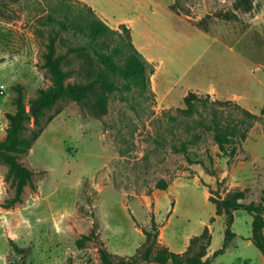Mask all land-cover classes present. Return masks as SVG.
Returning a JSON list of instances; mask_svg holds the SVG:
<instances>
[{"label": "rangeland", "instance_id": "1", "mask_svg": "<svg viewBox=\"0 0 264 264\" xmlns=\"http://www.w3.org/2000/svg\"><path fill=\"white\" fill-rule=\"evenodd\" d=\"M83 4L112 28H130L158 94L153 75L148 91L102 64L98 54L124 65L128 51L117 37L90 34ZM52 41L72 72L66 82L93 87L83 104L65 96L35 113L33 100L54 82ZM213 88L218 97L206 93ZM190 92L261 113L264 0H0V142L20 97L30 116L20 137L42 130L29 149L11 152L33 172L27 184L0 159V264H103L100 242L116 259L140 258L153 240L145 230L155 227L157 248L205 258L222 248L223 198L247 190L241 202L264 204V117L229 164L234 145L223 152L194 122L199 112L189 123L170 120L182 118ZM255 218L264 238V211H237L232 229L252 241ZM92 231L99 242L83 241ZM243 237L211 264H264V252Z\"/></svg>", "mask_w": 264, "mask_h": 264}, {"label": "trees", "instance_id": "2", "mask_svg": "<svg viewBox=\"0 0 264 264\" xmlns=\"http://www.w3.org/2000/svg\"><path fill=\"white\" fill-rule=\"evenodd\" d=\"M82 11L85 12L87 20V29L94 38L101 37H117L122 40L128 51V56L125 58L124 65L119 64L114 58L107 53H100L98 57L103 65L122 75L124 78L130 81L139 82L143 84L145 90H150V78L154 73V69L150 68L146 60L142 58L141 52L136 48L132 41V35L130 28L126 24H121L119 29L112 28L106 21H104L95 10L83 4ZM62 29L68 30V20H62L60 22ZM86 49L85 47H83ZM98 53V52H97ZM47 65L52 70L54 82L48 89L43 90L41 94L33 100L32 107L38 113L41 109L49 107L54 104L62 97H71L77 103L83 104V99L87 92L93 87L90 85H81L78 83H67L66 79L72 75L71 71H65L61 66V57H55V45L54 41L49 46V53L47 55ZM111 87V86H110ZM113 87V86H112ZM152 93V92H151ZM153 95V94H152ZM186 108H179V115H170L172 122H179L181 124L189 123L194 118L195 113H200L201 118L194 120L198 126L206 127L213 133L215 142L220 146L221 150L228 153L227 146L234 145L231 152L228 153L231 164V160L236 156L238 146L247 139L250 130L254 125L264 117V108L261 113H254L251 110L243 107L233 100L227 99H214L203 98L198 93L190 92L185 97ZM200 108L197 111L196 108ZM29 113L23 103L22 98L18 99V111L15 114H10L11 126L9 129L8 136L5 140L0 142V159L7 162L13 171L17 174L20 179V186L27 184L32 176L33 172L18 162L15 155L11 152L25 151L29 149L33 142L39 138L42 130L33 133L31 139H24L20 137V133L24 129L25 122L29 118ZM184 119V120H182ZM183 147H186L184 143ZM247 190H236L228 194L227 197L223 198L221 206L222 211L227 216L226 224V238L223 247L215 251L212 257L205 258L206 253L192 252L189 249L187 252L181 254L169 250L166 247L158 246V229L155 227V232L145 230V234L148 237H153L151 242H147L144 246L143 254L140 258H120L116 259L115 255L112 254L102 242L99 245V252L103 264H143L144 262H152L159 264H211V259L223 254L230 242L236 237V232L232 229L235 221V211L245 210L249 213H257L264 211V204L250 202L245 203L241 200L246 199ZM264 201V200H263ZM220 205H217V212L222 213ZM258 218H255L253 223L254 236L251 238L256 247L264 252V238L261 234H258ZM207 229L203 234L197 238H194L192 243H195L197 239L205 237ZM83 241H97L99 237L95 231L90 234L84 235ZM14 249L16 252H24L13 242ZM156 251V252H155ZM17 264H25V259L18 261Z\"/></svg>", "mask_w": 264, "mask_h": 264}, {"label": "crops", "instance_id": "3", "mask_svg": "<svg viewBox=\"0 0 264 264\" xmlns=\"http://www.w3.org/2000/svg\"><path fill=\"white\" fill-rule=\"evenodd\" d=\"M99 15V14H98ZM173 15V14H172ZM100 16V15H99ZM174 16V15H173ZM101 17V16H100ZM147 60H148V58H146ZM152 81H153V85H154V90H155V92L157 93V86H158V81L157 80H155V78H154V75L152 76ZM206 93H208V94H211V95H213L214 97H218V93H219V91H218V89H208L207 90V92ZM158 94V93H157ZM159 97V96H158ZM239 185V187L240 188H242V189H250V187H244V186H242L241 185V183H239L238 184ZM206 193H207V195L209 196L210 195V192H209V190H207L206 191ZM239 211V210H238ZM237 213V211H235V214ZM216 214H217V207H216ZM222 215H225L224 213H222V214H219V216H222ZM206 228V227H205ZM225 228V227H224ZM226 229V228H225ZM226 232V231H225ZM234 232H236V231H234ZM236 237H234V239L230 242V244L228 245V247H230L233 243H235V241L237 240V238H239V237H243L244 235H242V234H240L239 232H236ZM252 234V233H251ZM251 234L250 235H248V236H246V237H243V238H247V241L249 242V243H252V241L249 239L250 238V236H251ZM189 237H191V236H189ZM188 237V238H189ZM213 240V239H212ZM227 247V248H228ZM227 250V249H226ZM172 251H174V250H172ZM174 252H176V253H180L181 251H174ZM211 255V251H210V254H208V257Z\"/></svg>", "mask_w": 264, "mask_h": 264}]
</instances>
